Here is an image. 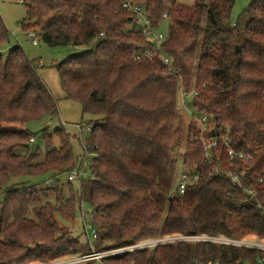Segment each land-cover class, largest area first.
Listing matches in <instances>:
<instances>
[{
  "label": "trees",
  "instance_id": "16d2710c",
  "mask_svg": "<svg viewBox=\"0 0 264 264\" xmlns=\"http://www.w3.org/2000/svg\"><path fill=\"white\" fill-rule=\"evenodd\" d=\"M124 1H22L26 21H33L24 31L38 29L49 47L84 49L57 65L66 98L95 118L87 125L90 152L98 157L89 160L78 189L68 181L75 171L69 135L45 127L42 143L34 145L28 124L58 116V108L23 48L10 46L0 14V264L88 254L55 216L74 219L80 202L94 209L95 246L106 242L104 248L173 235L264 239V0H250L236 20V0H133L156 31L167 24L162 53L170 67L159 57L134 59L152 43L122 9ZM182 88L197 92L190 107L208 117V136L228 132L235 150L254 156L244 164L219 147L220 170L210 176L193 121L183 166L199 179L179 194ZM230 174L240 175L256 196L234 187ZM44 184L51 186L37 189ZM51 189L55 204L45 196ZM263 258L259 251L185 241L125 252L103 264H261Z\"/></svg>",
  "mask_w": 264,
  "mask_h": 264
},
{
  "label": "rangeland",
  "instance_id": "374dc122",
  "mask_svg": "<svg viewBox=\"0 0 264 264\" xmlns=\"http://www.w3.org/2000/svg\"><path fill=\"white\" fill-rule=\"evenodd\" d=\"M22 1L23 0H0V14L5 22L6 27L9 30V39L11 44L10 46H21L25 53L32 60L33 66L37 69L44 84L47 86L53 98L55 99L59 113L58 116L52 119L44 121H34L29 123L28 129L36 136V143L34 145L42 143L43 132L41 130L43 128L48 127V133H53L57 129H63L65 133L69 135V145L74 154V170H78L79 168H83L84 162L86 160H90V156L88 155L90 148L87 149V151H84V147H90L92 145L91 131H88L86 128L89 127L87 124H90L95 118L91 115H84L82 113L81 105L78 102L66 98V93L61 84L57 65L65 60L69 55L83 52L84 49L72 46L53 48L45 45L40 39L37 40V43H34L33 39L29 36V33L32 31H35L37 33L40 32L38 29H35L33 27L28 28L26 31L23 30L22 27H25L26 25L30 26L33 21H26L28 18L27 8L22 3ZM249 3L250 0H236L235 6L232 11L233 20H236L238 18L239 14L245 7L249 5ZM159 31L163 34L167 33V24H165L164 27L160 28ZM7 53L8 49L6 48L5 50H3V54L7 55ZM192 122V116L187 111L180 110L178 123L179 126H181V128L183 129L184 136L182 146L179 150V153L177 154L179 168L176 175L175 187L178 184V179L181 172L183 170L185 171V167L183 166V155L189 138L190 124H192ZM79 126L81 128H79ZM86 165L87 164H85L84 168H86ZM88 168L89 166L87 167V169ZM83 181H79V179H76L71 183L75 189H78L79 187L81 188L80 183H82ZM68 184L69 183L67 181V178H64L63 184L61 186L62 189L65 190V195L68 193L66 191V188H68ZM50 186V184H44L43 186H38L37 189H46ZM45 196H47V198L52 203H56V193L52 189L48 191ZM82 211L86 214L87 222L92 223L91 215L93 214L94 209L88 204H85L83 206L82 202H80L77 215L74 219L73 217L72 219H69L58 213H56L55 216L60 226L62 228H65L69 232L71 237L76 238L83 246L89 248L87 245H84L83 237L81 235V232H83L84 223L83 215H85ZM90 231L91 230H89V232ZM61 234L62 232H56V236H60ZM252 237L255 236H247V238L249 239H251ZM91 240L94 244V250L96 252L110 251L112 249L104 248L106 242H102L100 245L97 244V246H95L97 242L95 237H92ZM110 257H112V255Z\"/></svg>",
  "mask_w": 264,
  "mask_h": 264
},
{
  "label": "built area",
  "instance_id": "2783aa9c",
  "mask_svg": "<svg viewBox=\"0 0 264 264\" xmlns=\"http://www.w3.org/2000/svg\"><path fill=\"white\" fill-rule=\"evenodd\" d=\"M122 9L129 12L131 15H133L136 18L135 23L137 29L152 43V46L150 48L148 47L140 51L134 57V59L136 61H139L141 59L153 60L156 57H159V59L165 65L170 67L171 66L170 59L162 53V46L168 40V33L163 34L160 31H156L153 28L152 22L149 19L146 13V9L143 5H139L133 0H125L122 4ZM163 17L166 18L165 15ZM29 36L33 39L34 43H37L38 42L37 40L40 39L39 38L40 34L35 31L30 32ZM171 74L176 75L178 74V71L172 69ZM196 95L197 92L195 90L187 91L182 88L179 92V102L177 108L179 112L180 110L187 111L192 116L193 121L198 126L199 139L201 141L205 153V161L212 168V172L210 173V176L217 174L220 170V166H219L220 158L218 155H216V151L219 149V147H222L226 151L230 159L240 160L244 164H248L253 159L254 153L250 151L235 150L232 146V139L228 132H221L215 136H208L207 134L209 130L208 117L206 115L196 116L192 108L190 107V102ZM79 128L81 127L79 126ZM86 129L90 131V127H87ZM31 142H34V138L31 139ZM89 148L90 147H84V151H87V149ZM88 155L90 156V161L92 158L98 157V154H94L90 152V150L88 152ZM85 164H87L86 168H84ZM88 164L89 161L86 160L83 165L84 169L80 168V170H75L72 174L68 176V181L73 182L79 177L86 178ZM198 179H199V175L196 172L188 168H185V171L183 170L181 172L180 177L178 179V184L176 186L179 194H183L187 186L191 182H196ZM230 181L234 187L242 189L243 193L249 194L252 198L256 196V191L250 188L247 189L246 187L243 186L240 175L230 174ZM261 209H262V214L264 215V208L261 207ZM83 220H84L83 232H81V235L83 237V243L87 245L90 249V252L88 254L65 256L47 262L34 261L29 264H89L90 262H94L95 264H103V260L107 257H110L111 255L113 256L125 252L154 248L164 244L185 242V241L211 242L226 246L243 248L251 251H259L264 254V240H260L256 237H252L251 239L247 237L241 239V238H230L225 236H208V235H192V236L173 235V236L159 237L155 239L134 243L133 245H129L121 248L111 249L110 251L96 252L94 250V244L92 243L91 240L92 237L93 238L95 237L96 239L98 237V230H96V228L93 226V215H91L92 223L87 222L86 214L83 215ZM89 230L91 231L89 232ZM260 263L264 264V258L260 261ZM195 264H201V263L195 262ZM206 264H221V263L209 262Z\"/></svg>",
  "mask_w": 264,
  "mask_h": 264
},
{
  "label": "water",
  "instance_id": "95a60500",
  "mask_svg": "<svg viewBox=\"0 0 264 264\" xmlns=\"http://www.w3.org/2000/svg\"><path fill=\"white\" fill-rule=\"evenodd\" d=\"M237 50H239V48Z\"/></svg>",
  "mask_w": 264,
  "mask_h": 264
}]
</instances>
